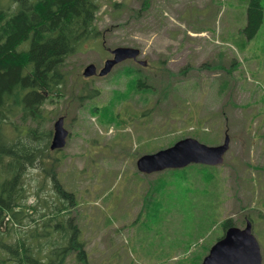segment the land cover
Segmentation results:
<instances>
[{
	"label": "rangeland",
	"instance_id": "1",
	"mask_svg": "<svg viewBox=\"0 0 264 264\" xmlns=\"http://www.w3.org/2000/svg\"><path fill=\"white\" fill-rule=\"evenodd\" d=\"M13 2L0 5L19 7ZM248 2L101 0L96 24L104 36L67 59L65 84L44 105L42 130L54 131L64 116L69 131L50 158L74 191L72 217L86 244V261L74 251L65 264H202L224 235L222 221L244 228L249 216L264 264V22L254 38L243 34ZM119 46L140 48L148 65L126 60L106 76L84 77L87 65L99 71ZM84 86L99 94L81 96ZM227 135L224 162L210 170L138 169L143 154L181 139L219 145ZM43 176L28 169L29 190Z\"/></svg>",
	"mask_w": 264,
	"mask_h": 264
},
{
	"label": "trees",
	"instance_id": "2",
	"mask_svg": "<svg viewBox=\"0 0 264 264\" xmlns=\"http://www.w3.org/2000/svg\"><path fill=\"white\" fill-rule=\"evenodd\" d=\"M16 2L14 9L0 5V264H65L74 251L86 261V244L72 217L75 194L55 173L60 160L50 158L53 130L42 127L49 120L44 105L65 84L67 59L86 41L104 36L96 24L101 0ZM263 22V0H249L243 34L254 38ZM137 83L145 88L142 79ZM86 92L88 98L99 94L84 86L81 96ZM19 117L35 125L22 126L15 122ZM32 168L44 176L31 191L25 176ZM31 196L37 203H28ZM221 225L225 233L236 223L229 217Z\"/></svg>",
	"mask_w": 264,
	"mask_h": 264
},
{
	"label": "water",
	"instance_id": "3",
	"mask_svg": "<svg viewBox=\"0 0 264 264\" xmlns=\"http://www.w3.org/2000/svg\"><path fill=\"white\" fill-rule=\"evenodd\" d=\"M111 53L112 57L106 59L99 71L95 63L87 65L83 71L84 77L88 78L96 74L105 76L116 65L129 59L139 60L138 63L143 66L148 65L147 60L139 59L141 49L137 47L119 46L111 49ZM68 136L69 131L65 128V118L60 116L54 124L51 149L64 148ZM229 146V135L219 145H208L196 138L188 137L165 149L143 154L138 158L137 166L140 171L151 173L167 168L185 167L191 163L219 165L224 162ZM252 227V221L249 219L244 228L235 225L229 227L211 247L202 264H263L261 245Z\"/></svg>",
	"mask_w": 264,
	"mask_h": 264
},
{
	"label": "flooded vegetation",
	"instance_id": "4",
	"mask_svg": "<svg viewBox=\"0 0 264 264\" xmlns=\"http://www.w3.org/2000/svg\"><path fill=\"white\" fill-rule=\"evenodd\" d=\"M110 51H111V49H110ZM112 53H110V55H111ZM112 56V55H111ZM139 59H140V57H139ZM131 60H133V59H131ZM133 61H136V62H138L139 60H133Z\"/></svg>",
	"mask_w": 264,
	"mask_h": 264
}]
</instances>
